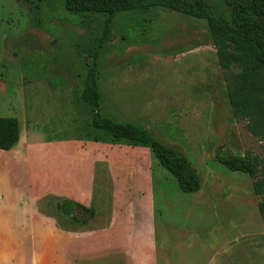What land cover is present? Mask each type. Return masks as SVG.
<instances>
[{"label":"rangeland","instance_id":"obj_1","mask_svg":"<svg viewBox=\"0 0 264 264\" xmlns=\"http://www.w3.org/2000/svg\"><path fill=\"white\" fill-rule=\"evenodd\" d=\"M102 20L69 15L62 0H0V117L17 119L20 133L37 129L40 140L63 142L66 149L57 160V144L47 172L31 167V189L47 188L43 198L53 221L45 229L19 218L12 230H67L70 217L54 212L53 203L72 201L66 198L70 194L78 199L75 203L95 210L88 226L78 228L82 238L67 250L53 236L20 240L29 258L36 252L32 264L38 256L42 264H136L140 234L146 235L137 227L146 224L151 211L159 248H176L175 239L201 244L205 233L210 244L219 245L230 235L259 230L261 199L253 195V180L228 172L214 157L220 149L249 155L264 166V141L248 133L245 121L232 118L227 75L204 20L166 10L120 15L100 55L106 102L99 110L116 121L143 126L180 150L200 177V191L182 193L147 148L85 139L93 132L78 94ZM207 199L220 204V216L209 203H201ZM106 228L111 229L108 239L86 236Z\"/></svg>","mask_w":264,"mask_h":264},{"label":"trees","instance_id":"obj_2","mask_svg":"<svg viewBox=\"0 0 264 264\" xmlns=\"http://www.w3.org/2000/svg\"><path fill=\"white\" fill-rule=\"evenodd\" d=\"M62 4L69 15L103 18L101 37L91 60L85 63L78 94L82 106L90 113L89 127L93 132L85 139L147 148L175 179L182 193L192 195L200 191V177L180 150L165 145L143 126L116 121L99 110L106 102L101 89L100 55L110 40L116 17L166 10L206 22L218 65L227 75L226 98L232 118L245 121L248 133L264 141V0H62ZM19 135L17 119L0 117L1 151L14 148ZM214 161L228 172L253 180L252 192L261 199L257 209L264 224L263 164L249 155H233L220 149L215 151ZM56 207L76 224H88L95 217L93 208L72 201H62Z\"/></svg>","mask_w":264,"mask_h":264},{"label":"crops","instance_id":"obj_3","mask_svg":"<svg viewBox=\"0 0 264 264\" xmlns=\"http://www.w3.org/2000/svg\"><path fill=\"white\" fill-rule=\"evenodd\" d=\"M39 135L37 129L36 131L24 129L14 148L9 151L0 150V264H32L33 260H36V252L33 258H29L31 253H28L29 256H27L25 249L19 245L20 240H49L50 236H53L60 241H57L59 246L64 245L63 248L67 250L75 240L82 238V232L78 231L82 224H76L72 220L69 225L73 229L71 231H69L70 228L56 233L45 230L49 222L53 221L49 220L51 216H49V211H46L48 203L43 198L44 194L48 195V190L44 187V189L40 188L39 192H35V188L31 189V167H36L35 169L40 172L43 170L44 173L47 172L51 165L48 162L49 155L56 150L57 144L61 146V149L56 150L57 160L59 153L61 156L64 155L66 149L63 142L55 143L50 138V140H40ZM72 150L74 151V149ZM57 162L59 163V161ZM73 195H67L66 198L75 202L78 199H75ZM206 202L209 203L207 207L213 209V213L220 216L217 209L220 204L210 199L201 203L206 204ZM57 204V201L53 203L56 213L58 211ZM58 212L60 213V211ZM19 218L21 221L23 220L21 223L40 222L39 224L43 225L45 229L43 230L42 227L41 235L24 230L17 233L16 230H12L11 225L19 222ZM259 220V230L243 235H230L228 238H224L219 245L210 244L208 233H205L206 237L204 241H201V244L194 242L188 245V241L179 243V239H175L174 241L178 243L176 242V248L171 249L168 247L159 248L160 246L157 245L155 217L151 211V216L147 218V225L143 223L142 226L137 227V230L145 231L146 235L140 234L142 241L141 246L138 245L140 248L136 255V264H264V224L261 217ZM85 226L88 225L85 224ZM110 230V228H106L104 232L89 231L86 236L93 239V237L101 235L108 239ZM44 244L46 243L42 244L41 251L43 254L47 250V244ZM38 257L36 264H42L43 258L40 256L38 259Z\"/></svg>","mask_w":264,"mask_h":264},{"label":"water","instance_id":"obj_4","mask_svg":"<svg viewBox=\"0 0 264 264\" xmlns=\"http://www.w3.org/2000/svg\"><path fill=\"white\" fill-rule=\"evenodd\" d=\"M70 215H71V216H73V215H74V213H71Z\"/></svg>","mask_w":264,"mask_h":264}]
</instances>
